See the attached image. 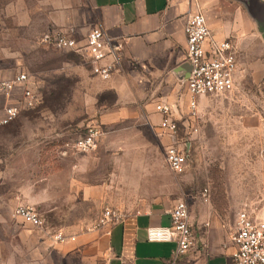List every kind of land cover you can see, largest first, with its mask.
<instances>
[{
    "label": "rangeland",
    "instance_id": "obj_1",
    "mask_svg": "<svg viewBox=\"0 0 264 264\" xmlns=\"http://www.w3.org/2000/svg\"><path fill=\"white\" fill-rule=\"evenodd\" d=\"M8 14L9 6L0 7L3 18ZM4 24L1 21L0 78L25 71L37 101L0 126V221L19 223L13 215L16 199L35 186H47L48 193L67 204L75 183L84 194L96 189V201L93 196L82 200L89 203L88 214L95 215L96 209L100 216L107 207L124 218L152 203L185 200L197 223L218 222L229 233L239 210L234 207L235 189L247 197L243 203L264 200V145L256 142L258 125L264 122V47L255 46L252 54L241 56L233 91L200 101L193 122L197 130L188 135V165L176 172L166 161L168 137L154 129L159 121L155 105L163 100L165 86L150 79L149 85L127 84L117 90L92 73L82 54L43 44L37 35L26 39L24 30L15 37ZM184 89L178 102L189 115ZM122 108L127 114L111 117ZM91 126L100 131L96 148L76 152L66 147ZM181 127L184 139L186 121ZM62 217L48 213L49 225L57 226ZM13 227L3 225L6 231Z\"/></svg>",
    "mask_w": 264,
    "mask_h": 264
},
{
    "label": "crops",
    "instance_id": "obj_2",
    "mask_svg": "<svg viewBox=\"0 0 264 264\" xmlns=\"http://www.w3.org/2000/svg\"><path fill=\"white\" fill-rule=\"evenodd\" d=\"M7 6L9 14L6 19L0 15V25L1 21L5 22L4 30H12L15 37H18V31L24 30L26 39L35 35L40 38L49 29L60 28L83 43L92 28L106 29L121 45V64L106 80L117 90L124 89L127 84L130 87L149 85L150 79L157 80L159 86L166 87L162 91L163 100L158 103L170 104L177 118L189 117L178 101L184 86L182 96L188 103L185 80L190 64L184 28L191 15L196 12L205 15L213 40L233 39L239 69L241 56L253 51L255 46L264 47L263 19L258 15L262 6L256 4L251 11L242 0H0V7ZM22 72L25 71L0 78V117L7 105L18 102L22 88L18 85L8 97L1 81ZM27 84L31 86L30 78ZM206 97L209 96L199 98L198 106ZM124 114L127 110L122 108L111 113V117L120 118ZM156 114L159 121L155 125H158L161 115L157 111ZM258 127L260 135L256 142L264 145V122ZM74 181L75 178L72 184ZM33 188V192L16 199L15 208L19 204L33 205L46 219L47 229L24 221H0V264H233L235 247L227 227L218 222L199 224L191 210L190 220L196 241L187 252L177 254L175 240L157 242L147 239L150 226L171 224V210L176 204L152 203L120 221L101 224L98 210L94 209L95 215L88 214L89 203L82 200L93 196L96 201V189L89 188L84 194L80 184L75 183L69 191L72 201L67 204L58 202L48 193L47 186ZM233 197L234 207L239 210L247 208L264 212L263 199L243 203L242 199L247 197L238 188ZM65 204L71 207L69 221H66ZM48 213L64 217L52 227ZM3 225L14 227L6 231ZM58 231L65 235L64 241L51 237L50 233Z\"/></svg>",
    "mask_w": 264,
    "mask_h": 264
},
{
    "label": "built area",
    "instance_id": "obj_3",
    "mask_svg": "<svg viewBox=\"0 0 264 264\" xmlns=\"http://www.w3.org/2000/svg\"><path fill=\"white\" fill-rule=\"evenodd\" d=\"M184 31L187 60L190 64V72L185 80L189 117L177 118L170 104L158 103L156 111L161 115V119L159 124L154 126L157 132L169 139L166 161L176 172L185 170L189 162L191 137L188 135L197 130L193 122L196 119L199 98L233 91L239 73L237 49L233 39L213 40L207 19L202 12H196L189 17ZM39 41L60 50L82 54L90 63L92 73L102 79H109L121 64L120 43L102 27L92 28L83 43H79L76 38L69 36L60 28H51L44 32ZM28 80L29 75L22 72L14 78L1 81L4 94L8 97L18 85H22V88L18 102L6 106L4 115L0 117V126L12 122L22 108L35 105L37 94L27 84ZM185 121L186 135L183 139L180 131ZM99 136V129L91 126L84 135L66 143V147L76 152H88L96 148ZM66 152L67 149L62 151L63 154ZM13 215L37 228L47 229L46 219L33 205L19 204ZM121 219L123 218L118 211L107 207L99 222L105 224ZM50 234L56 241L65 240V235L61 231ZM147 239L157 242L175 240L177 254L190 250L195 244L196 236L187 201L180 200L172 208L170 225L150 226L147 229ZM230 240L235 247L232 255L233 264H264V212L240 209L230 232Z\"/></svg>",
    "mask_w": 264,
    "mask_h": 264
},
{
    "label": "water",
    "instance_id": "obj_4",
    "mask_svg": "<svg viewBox=\"0 0 264 264\" xmlns=\"http://www.w3.org/2000/svg\"><path fill=\"white\" fill-rule=\"evenodd\" d=\"M242 1L248 6V8L251 11H254L256 4H258V6L259 5L262 6V9L261 8L259 9V12H258L259 14L258 15H261L260 19L264 18V0H242ZM260 22H262V21H260ZM262 23H264V19H263ZM262 26H263L262 28L264 29V25L263 24H262Z\"/></svg>",
    "mask_w": 264,
    "mask_h": 264
}]
</instances>
